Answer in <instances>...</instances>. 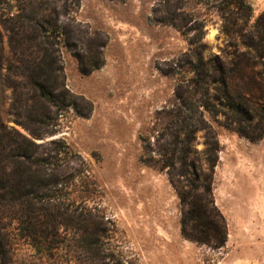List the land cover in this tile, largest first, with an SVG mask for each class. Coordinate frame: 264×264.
Returning <instances> with one entry per match:
<instances>
[{"label":"rangeland","instance_id":"rangeland-1","mask_svg":"<svg viewBox=\"0 0 264 264\" xmlns=\"http://www.w3.org/2000/svg\"><path fill=\"white\" fill-rule=\"evenodd\" d=\"M262 74L264 0H0V264H264Z\"/></svg>","mask_w":264,"mask_h":264},{"label":"trees","instance_id":"trees-1","mask_svg":"<svg viewBox=\"0 0 264 264\" xmlns=\"http://www.w3.org/2000/svg\"><path fill=\"white\" fill-rule=\"evenodd\" d=\"M263 76L264 74H262V77ZM39 87H40L42 96L45 99H50L51 94H49L44 88H42L41 85ZM262 95L264 97V91L260 92L261 98H258L259 101L263 99ZM230 101H231V106L235 109L236 113L234 115L226 116L227 123H225V126L227 128L232 129L233 124L231 123H234V124L236 123L238 126L236 128L234 127V129L232 130H234L239 135L251 141H257L263 138L264 137V101L262 100L263 101L262 103L256 102L253 109L247 108L246 110L242 107L240 103H236L234 100H230ZM241 112L245 113L247 119H256L257 124L253 128L242 125L241 122L243 121V116L240 115ZM179 195L184 198L183 192L179 191ZM206 232H207L206 230L202 229V233H206ZM198 241H206V240L200 238L199 236ZM224 243H225V240L220 238L219 245L223 246Z\"/></svg>","mask_w":264,"mask_h":264}]
</instances>
